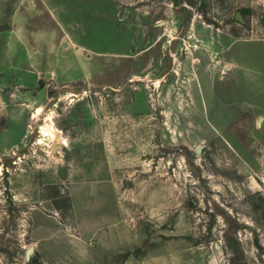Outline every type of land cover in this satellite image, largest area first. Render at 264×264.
<instances>
[{"label": "rangeland", "instance_id": "obj_1", "mask_svg": "<svg viewBox=\"0 0 264 264\" xmlns=\"http://www.w3.org/2000/svg\"><path fill=\"white\" fill-rule=\"evenodd\" d=\"M0 40V264H264V0H0Z\"/></svg>", "mask_w": 264, "mask_h": 264}, {"label": "water", "instance_id": "obj_2", "mask_svg": "<svg viewBox=\"0 0 264 264\" xmlns=\"http://www.w3.org/2000/svg\"><path fill=\"white\" fill-rule=\"evenodd\" d=\"M239 14L236 13V16H238ZM21 94V93H19ZM45 94H46V89L44 87H42L36 94H31L30 92H27V95L28 98H32L33 100V106H30L31 108H34L35 106H38L40 105L43 100H44V97H45ZM54 143H52L51 145L53 146ZM201 148V146H199L197 148V151H199ZM34 251V248L32 246H28L25 250V258L26 259H29L30 255L33 253Z\"/></svg>", "mask_w": 264, "mask_h": 264}, {"label": "bare ground", "instance_id": "obj_3", "mask_svg": "<svg viewBox=\"0 0 264 264\" xmlns=\"http://www.w3.org/2000/svg\"><path fill=\"white\" fill-rule=\"evenodd\" d=\"M40 106V105H38ZM37 106H35L33 108V110L36 108ZM49 134H50V138H51V141L54 143L53 146L50 145V149L53 151L54 150V147L57 145V143L55 142L56 140H58V133L56 132H53V131H49ZM65 143V142H64Z\"/></svg>", "mask_w": 264, "mask_h": 264}, {"label": "crops", "instance_id": "obj_4", "mask_svg": "<svg viewBox=\"0 0 264 264\" xmlns=\"http://www.w3.org/2000/svg\"><path fill=\"white\" fill-rule=\"evenodd\" d=\"M0 48H1V46H0ZM5 69H7V68H6V66H4V64H2V57H1V51H0V73H2Z\"/></svg>", "mask_w": 264, "mask_h": 264}]
</instances>
